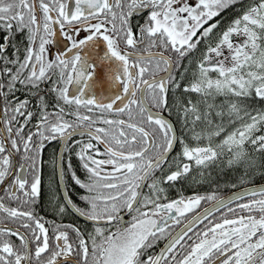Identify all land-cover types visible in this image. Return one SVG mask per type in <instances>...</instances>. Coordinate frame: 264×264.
<instances>
[{
    "label": "snow or ice",
    "instance_id": "1",
    "mask_svg": "<svg viewBox=\"0 0 264 264\" xmlns=\"http://www.w3.org/2000/svg\"><path fill=\"white\" fill-rule=\"evenodd\" d=\"M0 37V264H264V186L165 187L264 168V0H0ZM54 141L91 231L34 210Z\"/></svg>",
    "mask_w": 264,
    "mask_h": 264
},
{
    "label": "flooded vegetation",
    "instance_id": "2",
    "mask_svg": "<svg viewBox=\"0 0 264 264\" xmlns=\"http://www.w3.org/2000/svg\"><path fill=\"white\" fill-rule=\"evenodd\" d=\"M232 16L233 10H226L223 13V22L226 24L232 18ZM137 22L143 23V18L137 16L132 19L133 26H135ZM81 35H83V33ZM0 40H2V37H0ZM16 41H23V44H21L22 55L23 48L27 45V41L22 35H17ZM66 44L70 46V42L66 41L62 35H58L56 37V43L54 45L49 46L51 54L54 56L57 51L63 50ZM102 48L103 46L101 45V47L97 49L101 52V54ZM9 51H11V48L9 49ZM185 63L187 62L185 61ZM75 139L81 138L75 137ZM61 153H63L65 159H67L68 154L63 152V148L61 147V144L58 141H54L51 144L46 145L42 153L43 163L41 165L40 197L37 200L36 204L33 206L34 210L38 216L43 217L46 221L54 222L55 224H71L79 227L82 231H91V223L86 221L83 217L77 215L70 208L63 214L58 213L59 206L64 203L65 193L72 199L73 203L76 204L78 207H86L84 201L80 199V197L84 194V190L79 188L72 182L70 174H66L64 176V179L61 180L55 167L52 164V160ZM72 162L73 168L75 169L77 175L83 180L85 178L84 173L79 168V162L76 160L74 155L72 156ZM157 175H159V173H157ZM165 187L167 189V196L171 200V197L169 195L171 187H168L167 185H165ZM147 191L148 189L145 188L144 192L147 193ZM193 214L194 213L189 214L187 219ZM122 215L124 216L125 220H130V216H128L127 213H122ZM187 219H185L182 224ZM179 226L180 225L176 226L173 231H175ZM46 227H50V224H46ZM165 241L166 240L159 241L156 248H154L152 251H158Z\"/></svg>",
    "mask_w": 264,
    "mask_h": 264
},
{
    "label": "trees",
    "instance_id": "3",
    "mask_svg": "<svg viewBox=\"0 0 264 264\" xmlns=\"http://www.w3.org/2000/svg\"><path fill=\"white\" fill-rule=\"evenodd\" d=\"M178 150L179 149L177 148V151ZM172 155H175V152H173ZM193 175L196 174L194 173ZM205 175L207 176V179L202 182L200 181L199 176H196L195 180L190 176L186 180H179L175 182V185L171 187L169 193L171 199H177L180 195L188 197L195 194L208 195L213 192L218 198L244 186L264 183V168L253 170L251 173H249V176L246 178L248 182L244 184L239 183L238 177L240 174L238 172H221L219 169H212L210 171V175L207 172ZM234 184L237 186L233 187L232 185ZM210 202L212 201H202L198 209Z\"/></svg>",
    "mask_w": 264,
    "mask_h": 264
},
{
    "label": "water",
    "instance_id": "4",
    "mask_svg": "<svg viewBox=\"0 0 264 264\" xmlns=\"http://www.w3.org/2000/svg\"><path fill=\"white\" fill-rule=\"evenodd\" d=\"M99 71H100L101 75H103V67H101V68L99 69ZM260 186H264V183H261V184H254V185H250V186H244V187H241V188L235 189V190H233V191H231V192H229V193H227V194H225V195H223V196H221V197H218L217 199H221V198H223V199H227L228 197H231L233 193L240 192V191H241L242 189H244V188H253V187H260ZM215 202H216V201H212V202H210L209 204H207V205H205L204 207H202L201 209H199L198 212H199V211H203V209H205V208H209V207H210L212 204H214ZM193 215H195V213H194ZM193 215H192V216H193ZM192 216H190L188 219H191ZM188 219H187V220H188ZM187 220H186L184 223H187ZM180 227H183V224H181V225H180L175 231H178ZM165 243H166V241L162 244V246H161L160 248H162V247L164 246ZM158 251H159V250H158Z\"/></svg>",
    "mask_w": 264,
    "mask_h": 264
}]
</instances>
